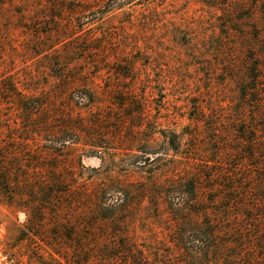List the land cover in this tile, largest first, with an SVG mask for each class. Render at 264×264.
<instances>
[{
  "label": "rangeland",
  "instance_id": "374dc122",
  "mask_svg": "<svg viewBox=\"0 0 264 264\" xmlns=\"http://www.w3.org/2000/svg\"><path fill=\"white\" fill-rule=\"evenodd\" d=\"M212 3L225 15L199 0L107 4L105 0H0V78L17 89L13 95L0 85V116L14 117L11 125L20 132L33 123L41 125L32 148L58 150L56 155L40 154L43 175L50 180L67 179L60 187L72 189L71 196L74 185L86 195L73 199L57 194L58 201L42 209L41 221L34 213L36 205L24 208L20 200L11 207L0 203V264H39V260L51 264L52 256L59 258L58 248L53 247L69 233L67 229L76 242L86 245L97 235L109 237L112 231L101 230L103 224L94 221L97 197L104 188L103 201L118 204L117 228L151 251L177 252L172 241L179 225L169 207L179 203L187 207L182 190L185 179L202 183L197 193L200 207L219 214L221 210L228 213L225 207L231 205L233 212L246 215L238 223L250 228L253 238L243 239L240 233L218 236L224 245L247 246L244 256L241 250L226 252L239 253L235 264H264V5L256 6L253 0ZM228 20L236 21V31L225 27V37L214 36ZM136 41L134 45L153 57L129 65L135 71L131 75H138V88L127 95L107 90L109 85L131 82L114 68L121 63V45ZM253 63L261 75L259 92L253 95L261 103L244 108L241 87ZM145 65L150 66L149 77ZM57 75L79 77L97 91L95 99L104 103L93 110L99 114L98 125L91 128L86 123L78 132H95L102 137V146L63 144L61 138L48 134L41 108L31 121L19 111V93L55 104L62 111L73 98L70 88L82 81L68 87ZM86 110L82 114L74 109V114L88 117ZM172 132L181 140L179 153L164 137ZM82 135L76 133L75 139ZM242 137L251 141L242 142ZM116 184L122 194L113 191ZM226 217L213 215L206 220H219L225 228L232 225ZM200 219L186 213L183 222Z\"/></svg>",
  "mask_w": 264,
  "mask_h": 264
},
{
  "label": "trees",
  "instance_id": "16d2710c",
  "mask_svg": "<svg viewBox=\"0 0 264 264\" xmlns=\"http://www.w3.org/2000/svg\"><path fill=\"white\" fill-rule=\"evenodd\" d=\"M112 1L113 0H105V4L111 3ZM199 1L204 5L215 8L216 10H221L223 16L226 13V11L221 9L219 5L212 3L215 2V0ZM253 2L256 6L258 2H261V5H264V0H253ZM256 6H254L253 9ZM233 24H237L236 21L228 20L227 24H224L223 27H219V32H214V36L222 38L225 37L223 29L227 27L230 31L234 30L235 27ZM71 37L72 36H69V38ZM77 38H80V35H78ZM126 43L121 45V54L117 53L118 55H121L122 59L120 58V62L122 64L118 63L119 65L117 66L119 67H115L114 72L129 79L131 82H129L128 85L116 83L107 87V90L109 91L124 95L134 93L136 88L139 86V83L137 82L139 79L138 75H131V73L135 71L129 68V65L134 66L135 63L138 62V59H153L152 55H150L151 53H144L149 51H144V48L137 44L134 45L137 41L133 42L132 45H130L131 43ZM188 43H191V41H188ZM128 48L131 49V51L128 52ZM128 59L133 60L129 61ZM250 59H254V57H250ZM145 66L146 68L144 71L149 77L151 76V71L149 69L150 66ZM257 68L258 64L253 63L246 74L244 86L241 87L242 92L240 94V99L245 103L244 108L251 107L252 102H256L258 105L261 103V99H258L255 95H253V93L255 94L259 92V78L261 75L256 74ZM56 78L59 81H66L68 83V87H70L72 82L76 83L78 81H82V84L80 83L79 86L70 88V90L74 89V91H72L73 98L69 100L68 105H63L62 111H60V107L55 104L50 105L48 102L39 103V99L27 96L23 93H19L20 98L22 99L21 102H18L19 111L24 116H29V120L31 121L38 117L37 111L41 108V110L45 112L43 125H45V127H49V129H47L48 134L58 136L61 138L60 142L63 144L67 142H76L89 145L91 148H98L102 146L100 145L102 143V137L98 138L95 132H78L82 131L81 127L86 123H89V127L91 128L98 125L99 114L97 111L95 112L93 110L100 109L99 106L104 103L95 99V94H97L95 88L76 76L57 75ZM152 82H154V80ZM1 84L5 86V91L12 93L13 95L17 90L15 87L11 88V86L7 85L0 78V85ZM144 85H146V82H144ZM148 87L153 88V83L149 84ZM130 104L134 106L133 103ZM142 104L146 107L147 102L142 101ZM86 108V114L89 115L88 117L82 115L84 114L83 111ZM74 109L76 111H80L82 114L80 113L81 115L79 116L75 115L74 112L76 111H74ZM136 111L140 113L144 112L138 110ZM4 116H0V203L11 207L15 206L18 200H20L22 201L21 204L24 208L36 205L34 207V213L36 215V219L41 221L43 220L44 215H42V209L46 208V206H49L51 203L53 204L57 202L58 200L55 198L57 194L64 193L73 199L84 198L86 195L81 192V187L79 185H74L76 190L74 189L73 196H71L70 192L72 189H62V187H60L61 183L64 182L66 184L69 182L67 179L60 177L61 179L56 178L55 180H50L47 176L43 175L42 172L44 171V167L42 164H39L42 160L40 158V154L56 155L58 150L49 148L42 151H35L32 148L34 136L41 135L38 132V129L42 128L41 125L33 123L28 127L23 128L20 132L16 129V127H12L11 125V121L14 117H9V115ZM76 133L83 134L82 139H75L77 138L75 137ZM164 137L168 140L171 149H173L176 153L181 152L180 149L182 143L179 139L178 133L172 132L170 136L164 134ZM241 141L249 142L251 140H247L242 137ZM36 153L38 158L34 159V155ZM53 168L55 167L53 166ZM227 174H231V172H227ZM57 175H60V173H57ZM201 184L202 183L199 184V182L194 179H185L183 181L182 190L187 195V199L189 201L187 207L183 203H179L178 207H176V205H173L174 207H169L171 215L175 216V223H177V226L179 225V230H175L176 237L174 238V241H172L174 243V247L178 248L177 252L175 250L161 251V249L159 251H151L149 247L138 242L136 238L129 236L128 233L117 228L120 223V219L116 218V216L120 214L119 212H116L118 204H107L103 201L105 198H102L101 195L103 194L104 196H107V190L104 188L100 190V195L97 197L99 203L97 207H95L97 212L94 221L103 224L101 230H111L112 232L110 233V236L100 237L97 235V238L94 241L91 240V242L86 245L84 243L82 244L80 240L76 242L75 238L72 237V231L67 229L69 230V233L64 235L63 238L58 241L59 243H57L58 245L56 247H53L54 249L58 248V250H55V253L59 255V258L52 256L51 264H235V261L240 257L239 253L236 252L229 254L226 252H228L230 248L241 250V255L244 256L246 255V249L244 250V248L247 246L245 244L235 242H227L224 245V243L218 240V236L227 233H240L242 238L244 236L243 239H247L249 237L253 238V231L250 228H244L238 223V220L241 217L245 218L246 215L239 211L233 212L234 207L231 205L225 207V209H228V213L221 210L219 214L209 207L206 209L200 207L197 193L201 188ZM119 188L121 187L116 184V187L114 188L115 190L113 191H117L119 194H122L123 191ZM84 189L85 188L83 186V190ZM228 189H230V187ZM261 189L264 194V177L262 178ZM87 190L88 188L85 189V191ZM231 190L235 189L231 188ZM79 193L81 194L79 195ZM229 198L230 197H228V199ZM43 204L44 207H42ZM175 207L176 210L174 209ZM172 210L175 211L172 212ZM186 213L195 214L200 216L201 219L194 221L192 224L184 223V214ZM55 214H58L57 211ZM204 215L206 216L205 218ZM213 215L220 217L227 216V220L232 225L235 223V226L233 227L230 225L229 227L222 228L220 227L221 222H219V220H206L208 216L212 217ZM249 219L252 218L249 217ZM108 223H115V225L114 227H111ZM190 227L191 229H189ZM248 232L250 234L246 236V233ZM191 234L194 236H191ZM222 251L225 252L224 256H222V254H224ZM39 262V264H47L41 260H39Z\"/></svg>",
  "mask_w": 264,
  "mask_h": 264
}]
</instances>
